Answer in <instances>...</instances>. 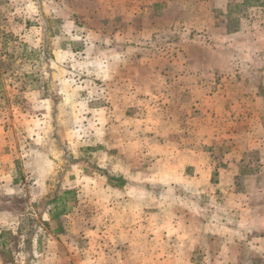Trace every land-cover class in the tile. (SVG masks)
I'll list each match as a JSON object with an SVG mask.
<instances>
[{"label": "rangeland", "instance_id": "obj_1", "mask_svg": "<svg viewBox=\"0 0 264 264\" xmlns=\"http://www.w3.org/2000/svg\"><path fill=\"white\" fill-rule=\"evenodd\" d=\"M110 12L99 0H0V264H226L202 261L199 248L191 261L174 260L182 246L171 242L178 239L172 213L162 258L156 231L110 188L122 180L111 171L116 151L108 147L139 125L124 117L122 101L114 110L101 92L92 48L106 43L81 36L101 25L126 32L124 18L109 23ZM115 13L135 15L136 45L164 65L165 94L177 92L178 77L213 83L197 88L193 105L199 113L204 96L214 94L217 130L211 150L201 151L211 157L207 189L217 199L216 187H232L242 203L263 209L264 0H120ZM161 102L149 105L175 114L186 104ZM222 170L235 181H219ZM67 190L65 211L51 218L53 199Z\"/></svg>", "mask_w": 264, "mask_h": 264}, {"label": "crops", "instance_id": "obj_2", "mask_svg": "<svg viewBox=\"0 0 264 264\" xmlns=\"http://www.w3.org/2000/svg\"><path fill=\"white\" fill-rule=\"evenodd\" d=\"M99 2H105L111 11L109 23L124 18L126 32L118 31L115 26L110 31L101 25L84 30L81 36L86 39L93 36V39L106 43H94L92 48V65L101 92L106 90L111 102L116 103L114 110H119L118 101H122L124 117L139 124L125 127L131 138L108 147V150L116 151L110 161L111 171L122 180L121 185H110V188L119 194L124 193L126 200L131 202L130 215L140 214L148 230L156 231L158 250H161L158 254L162 258L166 246L165 218L166 214L172 213L173 225L170 227L178 239L171 242L182 246L181 254L175 253L174 260L191 261L193 252L199 248L200 259L205 262L264 264V208L258 210L250 203H242L239 192L232 187L220 184L214 189L220 201L211 195L212 189H207L212 187L209 184L211 177L205 172L211 164V157L201 151L211 150L210 140L217 130L214 128L217 111L209 106L214 94L204 96L202 100L206 106L199 104V113L195 112L193 105L197 108V88L213 83L208 80L198 83L196 74L178 77L172 83L177 92L170 96L165 94L167 77L164 65L143 57L147 49L136 45L139 34L132 28L135 15L128 19L130 14L121 16L115 13L120 0ZM187 66L185 68H189ZM196 68L190 70L196 71ZM155 100L162 101L163 105L168 100L186 104L183 107L181 104L175 114H168L167 108L150 107V102ZM109 111L113 116L115 111L112 108ZM150 111L155 113L152 121ZM175 118L179 119L178 122ZM184 134H196L199 139L186 142ZM224 173L222 170L219 181H235V177L228 178ZM260 176L256 174L249 178ZM184 186L188 189L186 192L182 190ZM189 192L192 194L189 197L194 200H188ZM203 201L207 202L205 207ZM171 221L168 223L172 224Z\"/></svg>", "mask_w": 264, "mask_h": 264}, {"label": "trees", "instance_id": "obj_3", "mask_svg": "<svg viewBox=\"0 0 264 264\" xmlns=\"http://www.w3.org/2000/svg\"><path fill=\"white\" fill-rule=\"evenodd\" d=\"M69 194H71V191L67 190V191L62 192L60 197H55L53 199V203H57L58 206L56 207L55 212L51 213V218H56L57 216H59V214H62L65 211L64 200Z\"/></svg>", "mask_w": 264, "mask_h": 264}]
</instances>
